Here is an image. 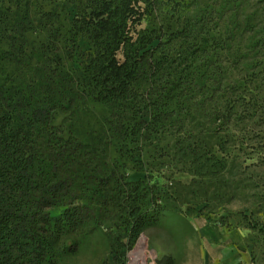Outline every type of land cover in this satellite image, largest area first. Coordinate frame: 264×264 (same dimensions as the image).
Segmentation results:
<instances>
[{
    "label": "rangeland",
    "instance_id": "rangeland-1",
    "mask_svg": "<svg viewBox=\"0 0 264 264\" xmlns=\"http://www.w3.org/2000/svg\"><path fill=\"white\" fill-rule=\"evenodd\" d=\"M27 13L29 44L54 46L85 97L54 125L98 150L107 193L132 197L111 220L74 204L93 222L62 264H131L142 239L146 264H166L189 229L240 232L264 263V0H0V27ZM98 61L123 89L94 92Z\"/></svg>",
    "mask_w": 264,
    "mask_h": 264
},
{
    "label": "trees",
    "instance_id": "trees-1",
    "mask_svg": "<svg viewBox=\"0 0 264 264\" xmlns=\"http://www.w3.org/2000/svg\"><path fill=\"white\" fill-rule=\"evenodd\" d=\"M28 16L0 27V264H62L80 250L93 222L74 204L111 220L123 216L132 197L107 193L110 180L88 166L98 150L54 125L58 114L76 115L85 97L47 57L54 46L29 44ZM11 62L21 64L18 74L5 68ZM100 65L88 70L94 92L120 90L119 68L110 64L105 73ZM129 210L136 219V208Z\"/></svg>",
    "mask_w": 264,
    "mask_h": 264
},
{
    "label": "crops",
    "instance_id": "crops-1",
    "mask_svg": "<svg viewBox=\"0 0 264 264\" xmlns=\"http://www.w3.org/2000/svg\"><path fill=\"white\" fill-rule=\"evenodd\" d=\"M205 232L203 229L187 230L185 234L188 233L190 239L173 246L166 256V264H264L259 262L253 246L240 236V232H233L222 241L204 238Z\"/></svg>",
    "mask_w": 264,
    "mask_h": 264
},
{
    "label": "bare ground",
    "instance_id": "bare-ground-1",
    "mask_svg": "<svg viewBox=\"0 0 264 264\" xmlns=\"http://www.w3.org/2000/svg\"><path fill=\"white\" fill-rule=\"evenodd\" d=\"M144 251H145V239H142L141 243H139V246H137L136 250L131 255V264H146L145 259L143 260L142 258ZM141 259L143 262H141Z\"/></svg>",
    "mask_w": 264,
    "mask_h": 264
}]
</instances>
